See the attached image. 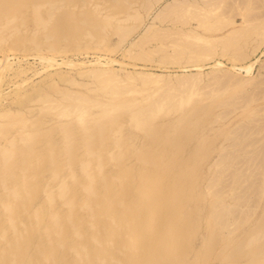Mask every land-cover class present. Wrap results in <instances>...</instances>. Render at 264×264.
Listing matches in <instances>:
<instances>
[{
  "label": "rangeland",
  "instance_id": "rangeland-1",
  "mask_svg": "<svg viewBox=\"0 0 264 264\" xmlns=\"http://www.w3.org/2000/svg\"><path fill=\"white\" fill-rule=\"evenodd\" d=\"M217 1L0 0V264H144L151 231L178 228L191 264H264V8L260 36L235 41L245 59L226 45L245 15ZM181 41L213 54L176 61ZM144 108L155 118L133 117ZM129 218L141 222L134 234Z\"/></svg>",
  "mask_w": 264,
  "mask_h": 264
},
{
  "label": "bare ground",
  "instance_id": "bare-ground-1",
  "mask_svg": "<svg viewBox=\"0 0 264 264\" xmlns=\"http://www.w3.org/2000/svg\"><path fill=\"white\" fill-rule=\"evenodd\" d=\"M219 1V0H218ZM217 1V3L218 4H216L217 6H219V2ZM233 2H231V0L229 1L230 3H229V6L227 7L226 5H225V9L227 10L228 9V14L230 13V12H234L235 14L236 13H238V11H239V9H240V11H242V13H243V15H245L244 16V22L245 23H248V25H243L244 26V28L242 29H240V28H238L237 27V29L234 27V31L235 32H233L232 31V33H230V34H232V35H230L229 37L227 36V38L228 39H226V45L228 44H230L229 46L231 47L232 46V44H233V47L234 48H236V44L238 43V41L237 42H235L237 39H242V37L244 36V38H247V37H245L246 35H247V32H248V34H249V32H251L252 33V31L251 30H253V34H254V28H255V30L257 29V31H258V33L257 32H255V34H256V36H260V24H261V21H260V15H261V13H259L257 10L259 9H261V7L262 8H264L263 6H264V0H258V1H255V0H232ZM203 3H205V4H208V2H205V1H202ZM225 2V1H224ZM196 3V2H195ZM214 3V2H213ZM220 3H222V2H220ZM226 3V2H225ZM204 4V5H205ZM221 5V4H220ZM228 5V4H227ZM36 6H37V4H36ZM182 6V5H181ZM207 6V5H206ZM210 6V5H209ZM212 6V5H211ZM213 6H215V3H214V5ZM212 6V7H213ZM216 6V7H217ZM222 6V5H221ZM178 6L177 5H173V11H175V10H177L178 8H177ZM183 7V6H182ZM196 7V6H195ZM201 7L203 8V4L201 5ZM201 7H199V9L201 8ZM205 7V6H204ZM208 7V6H207ZM37 8H39L38 6L36 7V9ZM198 8V6L196 7V9ZM201 8V9H202ZM221 8V7H220ZM223 8V7H222ZM221 8V9H222ZM200 9V10H201ZM207 9V8H206ZM224 9V8H223ZM257 9V10H256ZM202 10H204V8L202 9ZM209 10V9H208ZM212 10H213V8H212ZM170 11H172V10H170ZM206 11V10H205ZM230 11V12H229ZM196 12V11H195ZM202 12H204V11H202ZM202 12H198L200 15H199V19L201 18V20L199 21L198 20V18H197V23H199V22H201V23H199L202 27H205L206 26V24L207 23H205V22H208L209 21V26L211 27H215L216 29H218V28H220L221 26H224V24L222 25V22L220 23L221 24V26L219 25V26H215V25H213L212 24V22L213 23H215V21H213V19H212V22L210 23V19H209V16H212V17H214L213 15H211L210 14V10H209V12H207L208 14H210V15H208V21H206V20H204V18L206 19L207 17H205V16H207V15H205L206 13H204L203 14V16H201L202 15ZM220 12H221V10H220ZM223 13H224V10H223ZM232 13H231V15H232ZM234 13H233V16H234ZM241 13V14H242ZM193 14V19H195V14H194V12L192 13ZM213 14V13H212ZM220 14V13H219ZM219 14H218V16H219ZM263 14V13H262ZM191 15V14H190ZM221 15H222V12H221ZM230 15V14H229ZM242 15V16H243ZM248 15V16H247ZM180 16H182V15H180ZM218 16H216V17H218ZM223 16H225V14L224 15H222V17ZM227 16V15H226ZM237 16V15H236ZM246 16L248 17V20H246L247 18H246ZM262 16V15H261ZM188 17V16H187ZM191 17V16H190ZM190 17H188V18H190ZM197 17H198V15H197ZM220 17V16H219ZM222 17H220L219 19H220V21H221V19H222ZM263 17V16H262ZM182 18V17H181ZM184 18V17H183ZM188 18L187 19H185L184 18V20L186 21H188ZM178 19V18H177ZM176 19V20H177ZM219 19H217L218 21H219ZM229 19H233V17L231 18H229ZM191 20H192V17H191ZM190 20V21H191ZM196 20V19H195ZM215 20V19H214ZM222 21H223V19H222ZM228 21V20H227ZM258 21V22H257ZM224 22V21H223ZM230 22H231V20L228 22V25L230 24ZM233 22V21H232ZM231 22V23H232ZM263 22V21H262ZM183 23V22H182ZM203 23H205V26H204V24ZM219 23V22H218ZM184 24V23H183ZM233 24H234V22H233ZM227 25V24H226ZM253 26L252 28H251V26ZM208 26V25H207ZM248 26V27H247ZM250 26V27H249ZM211 27V28H212ZM242 27V26H241ZM249 28V30L247 31V28ZM207 29V31H208V29H209V27L208 28H206L205 27V30ZM213 29V28H212ZM239 29H240V31H239ZM246 29V30H245ZM251 29V30H250ZM181 30V29H180ZM179 30V33H180V35H182L181 34V31ZM186 30V29H185ZM194 30V29H193ZM204 30V31H205ZM215 30V29H214ZM213 30V31H214ZM219 30V29H218ZM245 30V31H244ZM188 31V30H187ZM210 31H212V30H210ZM168 32V31H167ZM191 32V31H190ZM206 32V31H205ZM231 32V31H230ZM246 32V33H245ZM168 33H170V34H172V32H168ZM168 33H167V35H168ZM174 33H176L175 31H174ZM173 33V34H174ZM184 33V32H183ZM192 33V32H191ZM229 33V32H228ZM246 35H245V34ZM178 34V33H177ZM193 34V33H192ZM194 34H198V33H196V32H194ZM240 34H242V35H240ZM254 34V35H255ZM262 34H263V36H264V25L262 26V33H261V37H263L262 36ZM167 35H166V37H167ZM175 35V34H174ZM184 35V34H183ZM239 35H240V38H238L239 37ZM253 35V36H254ZM170 36V35H169ZM176 36V35H175ZM174 36V37H175ZM187 36H188V34H187ZM186 36V37H187ZM200 36H201V34H200ZM242 36V37H241ZM248 36V35H247ZM250 37L252 36L251 34L249 35ZM258 36V37H259ZM170 37H172V36H170ZM169 37V38H170ZM181 37V36H180ZM185 37V36H184ZM223 38H224V36H222ZM260 37V38H261ZM196 38V37H195ZM198 38V37H197ZM219 38V37H218ZM217 38V39H218ZM256 38V37H255ZM259 38V40L261 41V42H259V45H262V44H264V39L262 40V39H260ZM180 39V38H179ZM187 39V38H186ZM204 39V38H203ZM215 39V38H214ZM221 39V38H220ZM219 39V40H220ZM252 39H253V37H252ZM201 40H202V38H201ZM218 40V41H219ZM229 40V41H228ZM250 40V39H249ZM248 40V38L246 39V41L247 42H250ZM179 41V40H178ZM183 41H184V39H183ZM185 41H187L188 42V40H185ZM184 41V42H185ZM194 41V40H193ZM196 41V40H195ZM206 41V38L204 39V42ZM207 41H209V39L207 38ZM206 41V42H207ZM212 41V39H210V42ZM224 41V40H223ZM228 41V42H227ZM245 41V39L243 40V42H246ZM253 41V40H252ZM251 41V42H252ZM257 40L255 39V42H256ZM174 42H175V40H174ZM186 42V43H187ZM203 42V41H202ZM203 42V43H204ZM215 42V41H214ZM229 42H231V43H229ZM250 42V43H251ZM176 43V42H175ZM190 43V42H189ZM193 44H194V42H192ZM220 43H221V41H220ZM236 43V44H235ZM240 43V42H239ZM241 43H242V40H241ZM249 43V44H250ZM181 45H179L178 46V44H177V46L178 47H180V49H181V51H180V49L178 48V51H177V49L176 50H174V51H177L176 52V54H174V56H172L176 61H180V60H182V59H184V61H186V62H190V61H193V60H196V63H198L197 61H199V60H201L202 59V61L204 62V59L203 58H205V57H207V53H208V50L207 51H205L204 49H202L201 50V48L199 47V45H198V47H199V50H198V47L196 48V47H193L192 45H187L186 46V44H184L185 45V47H183L184 45H183V43H182V41H181V43H180ZM202 44V43H201ZM205 44V43H204ZM215 44V43H214ZM214 44H212L213 46H214V48H215V45ZM235 44V45H234ZM247 44V43H246ZM258 44V43H257ZM138 45V44H137ZM140 45V44H139ZM183 45V46H182ZM206 45H208V44H206ZM225 45V47H227ZM173 46H175V45H173ZM182 46V47H181ZM191 46V47H190ZM240 46L241 45H239V47L237 46V48H236V50H237V53H236V55H238L239 57H250V52L248 51V49H245V50H247V51H242L243 50V48L241 49L240 48ZM163 47V46H162ZM242 47V46H241ZM254 47H256V46H254ZM253 47V48H254ZM261 47V46H260ZM209 48H210V46H209ZM218 48V47H217ZM224 48V47H223ZM229 48V47H228ZM238 48H239V50H238ZM246 48V47H245ZM250 48V47H249ZM258 48V47H257ZM161 49V48H160ZM159 49V50H160ZM211 49H212V47H211ZM241 49V50H240ZM256 49V48H255ZM259 49V48H258ZM215 49H213V51H214ZM233 50V49H232ZM235 50V51H236ZM257 50V49H256ZM161 51V50H160ZM163 51V50H162ZM234 51V50H233ZM239 51H241V52H239ZM251 51V50H250ZM207 52V53H206ZM211 51L209 50V53H210ZM215 52V51H214ZM221 52V51H220ZM174 53V52H173ZM209 53H208V56H209ZM212 53V52H211ZM223 53H224V50H223ZM252 53H254V50H253V52L251 51V54ZM213 54V53H212ZM219 54V53H218ZM231 54H232V51H231ZM230 54V55H231ZM142 55L143 56H146V52L145 53H142ZM211 55V54H210ZM217 55V54H216ZM232 55H234V54H232ZM219 56V55H218ZM211 57H212V55H211ZM211 57H209V58H211ZM235 57V56H234ZM229 58H231V57H229ZM237 58V56L235 57V60H237V62H238V59H240V58H238V59H236ZM232 59V58H231ZM246 59V58H245ZM258 59L259 58H257V59H255V61H252L250 64H246V65H242L241 66V68L243 69V70H245L246 71V75H252V71H253V68H254V65H255V62H257L258 61ZM206 60H207V58H206ZM234 60V59H233ZM260 60V59H259ZM200 62V61H199ZM247 62V61H246ZM194 63H195V61H194ZM189 64V63H188ZM193 64V63H192ZM191 64V65H192ZM203 64V63H202ZM237 64V63H236ZM195 65V64H194ZM222 65V62L221 61H217L216 62V64H215V66H221ZM195 66H197V67H201L202 68V66H198V64L197 65H195ZM236 66V65H235ZM234 66V67H235ZM187 66H185V68H186ZM233 67V66H232ZM230 68V69H232V70H235L236 68ZM194 68V67H193ZM200 68V69H201ZM221 68H222V66H221ZM229 69V68H228ZM190 70V69H189ZM218 70H219V68H218ZM224 70V69H223ZM216 72H217V70H216ZM220 72V71H219ZM226 72V71H225ZM228 72V71H227ZM99 73V72H98ZM100 74V73H99ZM99 74H97V75H99ZM225 74V73H224ZM101 75H102V73H101ZM219 75H221V73H219ZM227 75V74H226ZM238 75V74H237ZM236 75V76H237ZM143 76V75H142ZM152 76V75H151ZM99 77V76H98ZM101 77V76H100ZM148 77V76H147ZM153 77V76H152ZM194 77V76H193ZM196 77H198V76H196ZM222 77V76H221ZM142 78H144V77H142ZM191 79H192V77H190ZM190 78H188V80L190 79ZM228 78H229V76H228ZM195 79H197V78H195ZM216 79H218L219 80V78H217L216 77ZM222 79V78H221ZM241 81H236V84H238L239 82H240V86H241V82H242V86H243V84H247V82L246 83H243L244 82V79H243V81H242V78H239ZM247 79H249V78H247ZM226 80V79H225ZM246 80V79H245ZM250 80H251V78H250ZM146 81V80H145ZM144 81V82H145ZM147 81H149V80H147ZM146 81V82H147ZM193 81H194V79H193ZM224 81V80H223ZM223 81H221L222 83H223ZM232 82H233V80H231ZM248 81V80H247ZM215 82V81H214ZM219 82H220V80H219ZM229 82V81H228ZM254 82V81H253ZM252 82V83H253ZM249 83V82H248ZM264 83V82H263ZM262 83V84H263ZM215 84V83H214ZM217 85H218V83H216ZM254 84H256V83H254ZM258 84V83H257ZM250 85V84H249ZM219 86V85H218ZM225 86H226V83H225ZM239 85H238V87L239 88H241ZM247 86V85H246ZM220 87H221V85H220ZM245 87V86H244ZM257 87V86H256ZM224 88V87H223ZM225 88H227V86L225 87ZM264 89V88H263ZM244 91V90H243ZM243 93V92H242ZM264 95V94H263ZM86 101V100H85ZM238 102V101H237ZM226 103H227V101H226ZM227 104H229V102L227 103ZM246 104H249V103H246ZM113 106L114 107H117V106H119V107H121L122 106V104H120L119 103V101L118 102H114V104H113ZM148 107V106H147ZM202 108V107H201ZM74 111H76V112H78V119H79V121L81 122V123H85L84 121L86 120V118H87V115H86V112L84 113V111L82 110V109H75ZM250 111H252V110H250ZM244 112V111H243ZM66 113V112H65ZM110 112H105L103 115L105 116L106 114L108 115ZM227 115V114H226ZM134 118H143V117H145L146 119H148V120H150V119H152V118H155L154 116H153V108L151 109V108H144V110H140L137 114H135V116H133ZM224 117V116H223ZM256 117V116H255ZM258 117V116H257ZM260 117H262V116H260ZM259 117V118H260ZM222 118V117H221ZM249 118H251V117H249ZM263 118V117H262ZM223 119V118H222ZM257 119V118H256ZM261 119V118H260ZM259 119V120H260ZM215 119H213V122H215L214 121ZM216 120H217V118H216ZM251 120V119H250ZM258 120V121H259ZM263 120V119H262ZM217 121H219V118H218V120ZM216 121V122H217ZM254 122H255V120H253ZM257 121V125H258V122ZM98 124H100L101 123V119H99L98 120V122H97ZM264 123V122H263ZM260 124V123H259ZM261 125V124H260ZM254 126V125H253ZM259 126V125H258ZM262 126V125H261ZM247 127H248V125H247ZM246 127V128H247ZM263 127H264V125H263ZM263 127H261V128H259V129H262ZM254 127H252V129H253ZM251 129V128H250ZM246 130V129H245ZM179 133H181L182 135H184L185 133L188 135V137H190L192 134L190 133L189 134V132L187 133V132H185L184 130H182V129H179V130H177ZM255 130H253V132H254ZM262 131V130H261ZM264 132V131H263ZM248 133H250V131L248 132ZM251 134H253V133H251ZM240 136V135H239ZM32 136H27V137H25L26 139L25 140H29L30 138H31ZM33 137H34V135H33ZM244 137V136H243ZM29 138V139H28ZM231 138V137H230ZM244 139V138H243ZM237 140V139H236ZM241 141H243V140H241ZM237 143V142H236ZM236 143H234V144H236ZM12 150V149H11ZM11 150H5L4 151V153H5V155H6V157H11V155H12V153L14 152V151H11ZM224 153L226 154V152L224 151ZM17 154H19L20 155V151L18 150V152H17ZM221 154V153H220ZM262 154V153H261ZM260 154V155H261ZM264 154V153H263ZM222 155V154H221ZM224 155V154H223ZM223 155H222V157H223ZM228 155H229V153H228ZM228 155H227V157H228ZM13 156V155H12ZM226 157V156H225ZM227 157L225 158V159H227ZM263 157V156H262ZM224 158V157H223ZM145 159H147V162L149 163V165H151L153 162H154V159H151V158H147V157H145ZM262 159V158H261ZM222 160H224V159H222ZM166 169V171H168L169 172V176H168V181L170 182V183H173V184H175V182H176V178H177V175L174 173L175 171H174V167H170V166H168L167 168H165ZM151 174H150V172L149 173H147V175H145V178H144V180L142 181V187L143 188H145L147 185H148V183L150 182V178H151ZM185 189V187L184 186H180V187H177L176 188V192H175V194H176V196H178L179 195V193H180V191L182 192L183 190ZM219 193V192H218ZM217 196H216V198H215V200H214V202H215V204L217 203V206L220 204V203H222V201H223V197L220 195V194H216ZM61 198L62 199H65V194L64 193H62L61 194ZM171 197H169V198H165V199H163L162 201L164 202V203H162L163 205L162 206H164V205H166V204H168L169 203V201L171 200L170 199ZM169 199V200H168ZM214 202H213V204H214ZM224 203V202H223ZM222 205V204H221ZM224 206L222 205V207H218V208H215V211H216V209L217 210H219L218 211V213H217V211H216V213L214 212V214H216V217H214V219H215V221H216V224L218 225V226H220V228H225L228 224H226V222L227 221H219V219L220 220H222V218H220V217H223L224 215H227L228 214V212L230 213V211L229 210H225V207L223 208ZM224 209V210H223ZM213 216H215V215H213ZM69 222H71L72 223V220L71 221H69ZM140 225H141V222L140 221H136V220H133V219H128V232H131V234H134V233H136V231H137V229L140 227ZM229 226V225H228ZM182 229L181 228H178V229H175L174 230V232H173V237L171 236V238H168V237H165V234H162L161 233V231L160 230H153V231H151V233H150V236H149V241L147 242V246L145 247V248H143L142 249V252H141V261H143V263L144 264H191L190 262H189V259H188V253H189V251H184L183 253H179L180 251H178L179 250V241H177V239L179 238L178 236L179 235H181L182 234ZM98 243H100V241L98 240V239H95L94 237H92V239H91V248H93V249H96L97 248V245H98ZM164 247V248H163ZM166 247V248H165ZM263 248V247H262ZM120 262V259H118V261L117 260H112V261H109V262H107L106 264H118ZM127 264H129V263H127Z\"/></svg>",
  "mask_w": 264,
  "mask_h": 264
}]
</instances>
